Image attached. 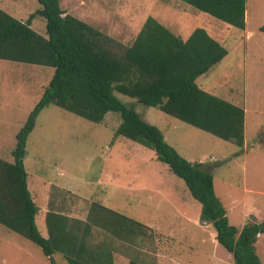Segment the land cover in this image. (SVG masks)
I'll return each mask as SVG.
<instances>
[{"label": "rangeland", "instance_id": "rangeland-1", "mask_svg": "<svg viewBox=\"0 0 264 264\" xmlns=\"http://www.w3.org/2000/svg\"><path fill=\"white\" fill-rule=\"evenodd\" d=\"M2 3L6 12L22 21L41 7L38 0ZM61 7L127 45L146 20L154 17L185 40L195 29L204 28L227 48L228 56L199 77L198 83L207 92L245 106L246 145L242 148L159 108L115 95L157 126L184 158L204 163L214 176L215 190L230 224L242 228L248 220L262 221L264 0H247L246 32L182 0H61ZM31 27L48 36L45 19L34 18ZM249 32L254 36L248 38ZM53 74L52 67L0 60V158L13 161L16 135ZM120 123V115L113 112L96 124L55 105L41 111L24 159L30 191L40 208L36 223L41 235L48 237L45 220L49 197L56 205L75 203L79 211L74 213L79 215L95 201L149 227L133 242L119 241L95 229V245L110 243L117 264H129L128 260L142 264H234L232 254L217 242L214 226L200 221L201 204L184 180L158 160L153 149L117 136ZM98 177L102 178L99 184ZM256 248L264 264V234ZM53 258L55 264H68L61 253ZM0 264L51 263L40 247L0 224Z\"/></svg>", "mask_w": 264, "mask_h": 264}, {"label": "trees", "instance_id": "trees-1", "mask_svg": "<svg viewBox=\"0 0 264 264\" xmlns=\"http://www.w3.org/2000/svg\"><path fill=\"white\" fill-rule=\"evenodd\" d=\"M231 27L246 29L247 0H182ZM41 7L22 21L0 8V60L48 66L53 77L42 98L16 135L13 161L0 158V224L31 241L51 264L61 253L68 264H115L108 242L90 250L92 229L119 241L133 242L146 225L98 202H90L86 220L49 209L41 235L36 216L40 210L28 188L24 164L27 141L41 111L55 105L99 124L110 112L121 117L116 135L153 149L158 160L184 180L201 204L200 221L211 223L216 240L230 252L234 264H263L257 240L262 221L248 220L242 228L230 224L216 193L214 176L202 162H191L171 146L164 133L150 124L115 93L164 113L239 147L245 145L246 111L243 105L207 92L199 77L217 67L227 48L206 29H195L185 40L154 17H149L131 45L75 16L61 0H38ZM36 17L47 23V37L31 25ZM79 198V197H78ZM129 264H142L131 260Z\"/></svg>", "mask_w": 264, "mask_h": 264}, {"label": "crops", "instance_id": "crops-1", "mask_svg": "<svg viewBox=\"0 0 264 264\" xmlns=\"http://www.w3.org/2000/svg\"><path fill=\"white\" fill-rule=\"evenodd\" d=\"M3 0H0V8H2L3 10L6 11V9L4 8L3 6ZM247 13L246 12V29H247ZM246 29L244 30L246 32ZM254 36V32H249L248 33V38L249 37H253ZM245 108V106H244ZM245 111H246V114H247V110L245 108ZM245 129H246V121H245ZM245 145H246V130H245ZM102 181V178L101 177H98L97 179V183L99 184V182ZM92 182H94L95 184V180H93ZM28 188L30 190V187H29V183H28ZM31 192V191H30ZM72 192V191H71ZM73 194H75L74 192H72ZM31 195H32V192H31ZM77 197H79L80 200H84V197L78 195V194H75ZM33 197V195H32ZM34 199V198H33ZM47 210H46V215H47V212L49 211L50 208L56 210V211H60L66 215H68L69 217L71 218H77V219H81V220H86L87 218V214H88V211L85 213V212H81V215L79 214H75L74 212L75 211H79V207H76L75 203L71 202L69 205H61V203H57L59 205H56L55 203H53V201L51 202V197H49L48 201H47ZM61 202V201H59ZM91 202H95V201H91ZM63 204V203H62ZM47 229V228H46ZM48 232V231H47ZM93 239V240H92ZM89 246H90V250L91 251H95V227L92 229V234H91V237H90V243H89ZM114 251V262L115 264H117V256H116V252L115 250L113 249ZM123 257L125 258V255H123ZM128 262L130 263V260H128Z\"/></svg>", "mask_w": 264, "mask_h": 264}]
</instances>
